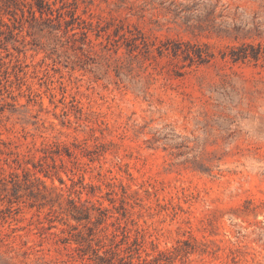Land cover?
<instances>
[{
	"label": "rangeland",
	"instance_id": "obj_1",
	"mask_svg": "<svg viewBox=\"0 0 264 264\" xmlns=\"http://www.w3.org/2000/svg\"><path fill=\"white\" fill-rule=\"evenodd\" d=\"M18 1L0 156L39 180L0 211V264H89L70 236L88 227L157 264H264V0H48L67 33Z\"/></svg>",
	"mask_w": 264,
	"mask_h": 264
},
{
	"label": "trees",
	"instance_id": "obj_2",
	"mask_svg": "<svg viewBox=\"0 0 264 264\" xmlns=\"http://www.w3.org/2000/svg\"><path fill=\"white\" fill-rule=\"evenodd\" d=\"M6 8L9 12H14V9H10L11 6H17L18 0H4ZM56 11V15L53 17L58 21V27L60 28L61 20L66 23L64 33H67L69 30H73L74 24L73 21L76 20V16L74 14H70V21L63 17L62 12L58 11L57 8L53 9L50 2L48 0H33L30 3V13L32 19H37L35 12H39V17L44 18L48 21L53 22V18L49 16V14H53V11ZM46 16V17H45ZM53 28L55 27L54 23H51ZM133 37L130 38V40ZM129 45L128 43H126ZM135 44V43H132ZM178 51H181L192 61H197L198 63H203L207 61V57L202 53L201 49L195 48L193 51L194 56H190V51L188 48L181 49L180 47L172 48L173 54H177ZM259 51H254L250 53V56L257 58L259 56ZM231 56L234 59H242L248 56V52L246 51V46H241L238 50H232ZM196 58V59H195ZM3 153V151H1ZM4 156H0V201H6V206L4 209H0V211L5 210L8 214L13 213L12 205L13 203L18 204L22 199V194L20 193V189L23 187V183L25 184L27 180L33 182L31 179L39 180L38 177L32 176L33 174H29V170L23 171V178L21 181L19 178V174L16 172L15 168H19L21 166L19 162L18 155L12 154L11 151H4ZM14 163L15 165L11 164ZM8 167V170L5 169L4 166ZM32 176V177H30ZM73 218L76 220H80L81 217L73 215ZM85 218H88L86 216ZM72 240L77 244L76 250H78V256L80 258H86L89 260V264H157L160 260L167 261V250H158L156 256H153L151 259L147 257H141L139 254V244L134 241L133 246L128 245L125 248V253H122V249H119L118 243H115L114 246L106 247L105 244L101 243V240L95 237V233L92 228H87L86 236L81 233H77L75 235H70ZM70 240L69 237H65L62 242H67ZM127 249V250H126Z\"/></svg>",
	"mask_w": 264,
	"mask_h": 264
}]
</instances>
